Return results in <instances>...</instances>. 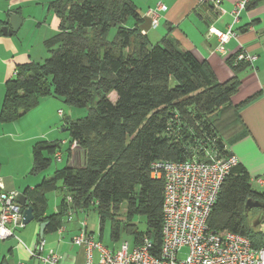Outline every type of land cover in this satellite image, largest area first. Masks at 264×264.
I'll return each mask as SVG.
<instances>
[{"label":"trees","instance_id":"trees-1","mask_svg":"<svg viewBox=\"0 0 264 264\" xmlns=\"http://www.w3.org/2000/svg\"><path fill=\"white\" fill-rule=\"evenodd\" d=\"M48 10L59 20L57 32L44 41L49 56L42 63L19 66L5 82L0 122L15 121L47 97L74 108L91 106L87 117L64 126L82 164L56 169L25 191V207L31 208L33 222L47 223V233L61 228L70 209H92L100 226L110 219L112 242L127 240L136 246L147 238L156 254L163 183L151 178V165L231 155L233 141L222 136L218 118L229 107L239 86L236 73L245 64L233 66L235 57L229 59L234 76L219 83L206 61L179 50L167 36L151 45L140 32L141 18L131 0H57ZM128 19L132 28L125 26ZM112 93L114 102L108 99ZM61 150L59 143L33 144L30 174L46 171ZM54 192L63 195L60 210L46 215V195ZM248 199L264 196L237 164L220 187L208 227L245 236L253 247H261V231L243 214ZM135 217L144 220L145 231L133 222Z\"/></svg>","mask_w":264,"mask_h":264},{"label":"crops","instance_id":"crops-1","mask_svg":"<svg viewBox=\"0 0 264 264\" xmlns=\"http://www.w3.org/2000/svg\"><path fill=\"white\" fill-rule=\"evenodd\" d=\"M54 1L57 0H0V29H10L8 17L13 13L21 19L17 32L10 36L0 30V110L5 94V82L14 77L16 69L26 64H39L48 57V53L43 51L44 41L57 32L59 25L58 18L48 10L49 3ZM131 1L141 18L140 32L146 36L151 45L159 43L167 36L169 40L177 43L179 50L188 51L196 59L206 61L219 83H224L234 76L228 60L233 59L240 51L243 50L257 58L251 65L245 64L244 69L236 73L239 86L230 98L229 107L219 114L218 123L221 124L219 127L222 136L233 141L229 145V152L246 170L251 182L262 179L264 177V0L255 4L250 0L234 23L231 11L238 0H220L219 14L208 5H198L195 0ZM159 4L165 7V10L157 13V26L152 28L150 19L145 14L149 10L156 9ZM28 23L31 24L25 29ZM126 24V27L132 28L134 22L131 20ZM210 26L221 32H225L231 26L235 36L223 46L225 56L214 52L219 43L214 36L208 35ZM42 29L45 31L41 35L38 32ZM62 104L63 101L55 97L43 98L35 109L15 121L0 122V194L13 193L15 198L19 195L25 196V191L33 190L42 180L49 178L44 173L30 174L31 149L37 142L61 144L62 150L58 153L60 159H56L58 163L62 162V152H65L66 166L82 164L81 152L72 148V145L69 146L68 134L63 135L67 133L64 128L66 121L71 120L65 117ZM48 195H46L47 208L52 201V209L49 211L46 208V215L55 214L60 210L62 198L55 196L49 201ZM89 211L70 209L63 216L61 229L55 232L47 233L45 226L42 237L45 248L41 255L45 256L51 250L61 257L60 264H83V250L72 243V239L82 228L104 247L116 249L120 241L113 247L105 245L104 225L100 226L97 214L96 218H92L88 214ZM39 225L32 221L16 229L14 234L19 241L15 238L0 241V263L4 261L6 264H34L36 258L31 256V251L41 240L38 235ZM98 226L99 230L96 234ZM97 259L95 254V260Z\"/></svg>","mask_w":264,"mask_h":264},{"label":"built area","instance_id":"built-area-1","mask_svg":"<svg viewBox=\"0 0 264 264\" xmlns=\"http://www.w3.org/2000/svg\"><path fill=\"white\" fill-rule=\"evenodd\" d=\"M195 1L198 5H208L216 14L221 12L220 0ZM249 2L237 1L231 11L233 23ZM164 10L165 7L159 4L153 11H147L145 16L150 19L152 28L157 26V13ZM233 33L231 26L225 32L210 26L208 35L214 36L219 43L214 52L225 56L223 46L235 36ZM255 59V56L242 50L235 56L233 66L251 65ZM72 148H75L74 143ZM58 156L56 154L55 159L59 160ZM207 157V161L192 158L180 163L161 161L151 165V178L160 179L163 183L161 244L158 253H152L153 247L147 238L136 246L123 240L116 249H108L82 228L72 243L83 250V264H264V246L253 247L245 236L227 231L216 232L208 227L207 222L220 187L238 160L233 155L225 159L211 155ZM256 183L264 196V177ZM20 209L13 193L0 194V241L11 238L19 241L14 232L23 227ZM44 248V242L39 240L31 256L38 259L39 264H60L61 257L51 250L42 256ZM183 249H186V254L181 259L179 253Z\"/></svg>","mask_w":264,"mask_h":264},{"label":"rangeland","instance_id":"rangeland-1","mask_svg":"<svg viewBox=\"0 0 264 264\" xmlns=\"http://www.w3.org/2000/svg\"><path fill=\"white\" fill-rule=\"evenodd\" d=\"M128 22H130L131 21V19H128L127 20ZM30 24L31 23H28L27 25H26V28L25 29H27V28H29V26H30ZM128 24H126V26H127ZM44 31L45 30H41V32H38V33H40L41 35H42V33H44ZM47 31V30H46ZM113 35H114V29H112L110 32H109V35H108V39L110 40V39H113L112 37H113ZM35 51L37 52V48H35ZM43 51H44V53H46V50L43 48ZM47 56H49V55H47ZM48 58V57H47ZM43 61H41L40 63H42ZM108 99L110 100V101H112V102H114L115 101V95L112 93V94H110L109 95V97H108ZM94 103H95V101H94ZM94 103H92V104H94ZM90 106L91 105H88L87 107H85V108H74V107H71V106H68V105H66L65 103H63L62 104V110L64 111V113H65V117L67 118V119H69V120H71V121H74V120H78V119H82V118H85V117H87V115H88V109L90 108ZM67 133H64L63 135H66ZM63 153V159H62V162H56V159H55V161H53L52 162V164H51V166L46 170V171H44L43 173L45 174V176L47 177H50V176H52V174H53V172L56 170V169H60V168H63V167H65L66 166V154H65V152H62ZM76 165L78 164V162L77 163H75ZM48 174V175H47ZM251 185H252V188L255 190V191H257V192H261V189H260V187L258 186V184L256 183V180L254 181H252L251 182ZM49 196V201L52 199V197H55V196H57L58 198H62V194L60 195V194H51V195H48ZM49 211L52 209V201L51 202H49V206H48V208H47ZM122 211V213L124 212L123 210H121ZM121 213V214H122ZM92 218L94 217V218H96L97 216H96V213H95V211H93L92 209H91V211H89V213H88ZM258 211H251V212H249V214H248V216H247V219H248V223H250L251 224V221H253L254 219H256L257 218V216H258ZM133 222L134 223H137V225H138V228H139V230L140 231H145L144 229H145V227H144V220L142 219V218H139V217H135L134 219H133ZM256 231L257 230H259V231H261V234H262V239L264 240V220L261 222V224L259 225V226H257L256 228H254ZM98 230H99V226L97 227V232H96V234L98 233ZM103 236H104V244L105 245H107V246H111V247H113V246H115L116 245V243H112L111 241H110V219L109 220H106L105 221V223H104V226H103ZM185 254H186V249H183L180 253H179V258H184V256H185Z\"/></svg>","mask_w":264,"mask_h":264},{"label":"water","instance_id":"water-1","mask_svg":"<svg viewBox=\"0 0 264 264\" xmlns=\"http://www.w3.org/2000/svg\"><path fill=\"white\" fill-rule=\"evenodd\" d=\"M8 24L10 26V29L7 30L6 28H2L0 29L4 34L7 35H11L12 33L17 32L20 24H21V19L18 18L14 13L9 15L8 17ZM16 203L20 206V207H24V210L22 211V225L26 226L27 224H29L30 222L33 221V215H32V210L31 208H26V197H24L23 195H19L16 198ZM251 210H259V214L257 216L256 219H254L251 222V226L252 228H256L257 226H259L261 224V222L264 220V201L261 202L259 200H252V199H248L245 204H244V215L247 217L249 212H251ZM47 225V223H41L39 225L40 231H39V238L42 240L43 237V230L45 228V226ZM34 264H38L39 261L38 259L34 260Z\"/></svg>","mask_w":264,"mask_h":264},{"label":"flooded vegetation","instance_id":"flooded-vegetation-1","mask_svg":"<svg viewBox=\"0 0 264 264\" xmlns=\"http://www.w3.org/2000/svg\"><path fill=\"white\" fill-rule=\"evenodd\" d=\"M261 202H263L264 200H260ZM256 211H258V213H259V210H256Z\"/></svg>","mask_w":264,"mask_h":264}]
</instances>
